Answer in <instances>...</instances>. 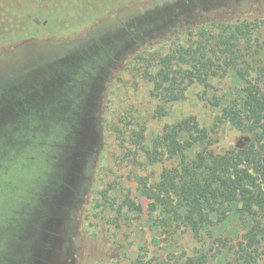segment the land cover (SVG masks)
I'll list each match as a JSON object with an SVG mask.
<instances>
[{
  "label": "trees",
  "instance_id": "1",
  "mask_svg": "<svg viewBox=\"0 0 264 264\" xmlns=\"http://www.w3.org/2000/svg\"><path fill=\"white\" fill-rule=\"evenodd\" d=\"M74 2L76 13L52 25L36 24L0 9V62L15 65L5 67L8 69L0 77V84L17 75L28 77L34 66L56 61L86 35L124 24L130 40L139 42V47L127 52L121 67L130 72L133 83L150 85L157 101L152 119L165 117L167 107L184 100L191 86L202 87L206 95L213 89V80L231 78L233 83L223 95L214 93L204 98L219 110L210 128L201 127L195 117L188 116L149 136L147 120L131 114L120 117L122 126L114 127L113 133L124 146V157L141 156L148 166L161 169L157 175L137 178L141 201L125 196L117 208L108 191L98 193L97 198L91 184L85 195L79 190L77 167L87 163L89 151H96L97 145L95 148L91 144L85 117L73 115L71 106L51 103L42 115L44 121H37L27 134L23 133L26 138L15 134L11 125L7 121L4 125L0 119V168L15 174L0 182V264H56L58 255H65L67 249L72 264L121 263L125 253L111 257L102 244L111 225L124 214L123 209L137 215L146 212L156 242L165 244L168 258L173 261L163 264H261L264 0ZM159 7V23L143 16ZM195 10L193 15H186ZM132 15L136 19L128 24ZM150 27L154 33L169 28L168 35L158 36L156 43H140ZM5 89L0 93V107L13 95ZM73 104L77 105L76 101ZM104 117L99 122L100 134L104 132L102 123H107ZM51 124L59 130L58 140L49 128V133L45 131ZM226 126L246 134L247 141L217 153L211 148V133ZM68 127L73 128L70 138L58 144L60 133ZM39 135H44V143L33 146L25 142ZM11 138H15L12 154L17 151L25 166H13V160L6 158ZM101 154L97 152V158L101 159ZM29 169L32 177L26 175ZM32 181L35 183L28 187ZM91 206L101 210L91 213ZM105 211L115 212L114 220L105 218ZM232 219L239 223L233 235H217L215 229ZM188 234L199 246L181 245V236ZM142 261L139 254L131 264Z\"/></svg>",
  "mask_w": 264,
  "mask_h": 264
},
{
  "label": "rangeland",
  "instance_id": "2",
  "mask_svg": "<svg viewBox=\"0 0 264 264\" xmlns=\"http://www.w3.org/2000/svg\"><path fill=\"white\" fill-rule=\"evenodd\" d=\"M235 1L239 0H233V2ZM0 5H2L1 10L5 9L9 13L27 21L32 20L36 24L52 25V23H57L77 11L74 0H0ZM160 8H155L143 16L149 17L154 24L159 23ZM243 10L248 12L249 8ZM195 12L196 10L186 15H193ZM143 16H140V19ZM184 18L181 17V19ZM135 19L136 16L132 15L128 19V24H132ZM125 26L126 24L120 27L112 25L86 35L76 47L68 53H64L56 61L34 66V70L32 69L33 71L28 77L17 75L0 84V93L4 92L5 88H9L11 95L13 94L6 100L5 105L0 107V119L5 121L4 125L7 121L15 134L21 133L23 136V133L27 134L30 131L33 124L37 125V121H44L42 115L44 111L47 112L53 102L62 107L69 105L73 115L85 117L84 122L87 126L89 125L87 130L90 139L92 138L91 144L95 146L96 143L97 150L91 149L87 163H82L80 167H77L79 190L85 195L87 186L91 184L95 187V197L97 198L98 193L108 191L110 199L116 202L115 208L125 196L141 201L137 190V178L151 176L152 173L157 175L161 169L155 165L148 166L141 156L135 159L133 154L127 158L124 157L122 150L124 146H120V140H117L113 133L114 127L120 129L122 126L120 117L131 114L147 120L149 136L158 133L164 125L188 116L195 117L201 127L210 128L219 110L212 107L204 98H211L214 93L218 96L223 95L233 83L231 78L213 80L211 82L213 89L206 95H204L202 87L191 86L186 91L184 100L167 107L168 113L165 117L152 119L150 115L156 108L157 101L151 95L150 85L143 81L133 83L130 72L123 71L121 67L127 52L139 47V42L130 40L131 37L126 33ZM154 30L150 27L146 37H143L140 43L143 40H151L152 43H156L158 36L168 35L166 32L169 28L161 33H154ZM25 49L23 48V50ZM27 57L24 59L28 60ZM11 65L14 68L15 65L6 60L0 62V77L8 69L5 67ZM20 85L22 86L21 90L19 89ZM15 86L16 91L13 90ZM74 101L77 105L73 104ZM104 116H107V123L106 125L102 123L104 132L100 134L102 127L99 122L105 118ZM52 124L45 131L49 133V128L53 131L51 135L58 140L59 130ZM72 129L69 127L63 129L65 131L60 133L58 144L70 138ZM43 137L39 135L29 140L26 139L25 142L34 146L33 143H44ZM23 138L26 136L24 135ZM211 138V148L217 153L236 145H243L247 141L246 134L240 133L230 126L211 133ZM14 139L11 138V147L6 152V158L9 156L13 160V163L11 162L13 166L17 164L25 166V162L21 161L23 159L17 155V151L12 154L11 148L15 143ZM100 151L102 152L101 159L97 158V152ZM27 160H32V158ZM2 169L0 168V182L15 176L11 169L6 170L5 167ZM15 172L17 175L20 173L18 169ZM31 172L29 169L26 175L32 177L33 173ZM34 183L30 182L28 187H32ZM142 201L145 205V201ZM92 204L95 205V203ZM100 210L101 208L96 211L92 208L90 212H99ZM123 210L124 214L108 230V236L104 239L105 243L102 244L104 251L109 252L111 257L124 252L126 259L124 258V261L118 264H131L135 262L139 254L143 256V264H163V262L170 261L168 258L170 252L166 249L165 244L157 243L155 240V233L146 212L137 215L125 213L126 209ZM114 215L115 212L105 211L104 217L114 220ZM238 224L236 219H232L226 225L215 229V232L217 235L230 237L237 230ZM180 243L185 248L196 245L189 234L182 235ZM180 248H177L176 254L179 253L178 249ZM66 252L65 255H58L56 264H72L70 261L71 252L69 249ZM261 264H264V261Z\"/></svg>",
  "mask_w": 264,
  "mask_h": 264
}]
</instances>
